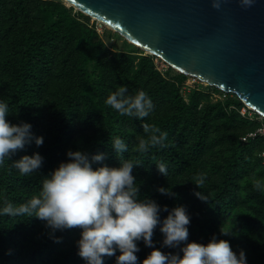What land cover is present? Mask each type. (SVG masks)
Returning a JSON list of instances; mask_svg holds the SVG:
<instances>
[{
    "label": "trees",
    "instance_id": "obj_1",
    "mask_svg": "<svg viewBox=\"0 0 264 264\" xmlns=\"http://www.w3.org/2000/svg\"><path fill=\"white\" fill-rule=\"evenodd\" d=\"M97 25L61 0H0V99L10 106L6 119L14 125L30 124L33 136L44 140L41 147L26 145L6 162L11 165L38 153L44 159L37 173L21 177L14 169L0 167V206L5 201L18 206L37 195L43 177L67 161L69 150L103 153L105 164L118 166L110 142L120 137L129 148L125 158L142 163L133 172L141 195L169 209L186 207L189 243L206 244L215 236L227 240L237 255L243 250L247 264H264L263 142H241L264 119L248 110L252 119L242 117L239 111L246 107L235 95L198 81L183 90L191 78L170 67L161 73L155 63L159 59L103 26L99 34ZM115 36L122 44L113 49ZM121 85L130 95L140 90L148 94L155 106L149 117L121 116L106 105ZM142 124L150 131L145 133ZM154 129L168 133L166 148L140 152L138 142L147 143ZM162 161L168 166L167 177L155 165ZM200 175L206 179L198 189L194 184ZM158 187L172 189L177 198L160 195ZM196 191L204 192L208 203L193 195ZM167 214L162 212L161 220ZM221 228L237 235L225 236ZM48 233L38 219L0 216V264H86L77 255L79 228L57 231L60 243ZM162 239L158 225L156 249L165 254L178 251L161 249ZM138 247L142 264L154 249L142 241ZM120 254L104 257V264H116Z\"/></svg>",
    "mask_w": 264,
    "mask_h": 264
},
{
    "label": "clouds",
    "instance_id": "obj_2",
    "mask_svg": "<svg viewBox=\"0 0 264 264\" xmlns=\"http://www.w3.org/2000/svg\"><path fill=\"white\" fill-rule=\"evenodd\" d=\"M254 0H240L244 9L251 7ZM220 0H213L212 7L219 10ZM107 106L121 116L144 120L154 111V104L148 94L140 90L134 95L129 94L126 85L117 86L105 100ZM10 115V106L0 99V167L16 170L21 177H28L42 167L43 157L34 153L23 156L19 160L9 162L18 151L35 143L41 147L43 137H35L31 125L21 122L11 124L6 118ZM145 133L150 131L148 124H142ZM146 143L138 142L139 151L146 153L149 148H166L168 133L159 129L152 130ZM114 150L118 166L112 167L104 163L106 154H90L85 151L66 153L67 161L59 164L47 177H43L37 195L25 203L15 205L5 201L0 206V216L24 217L45 222L49 237L53 242L60 243L55 236L57 231L63 232L73 228L81 230L80 239L76 242L77 255L86 264H104V257L115 256L116 264H140L137 253L139 242L147 248L154 249L142 264H247L243 250L237 255L227 240H217L213 236L206 244L188 242V226L190 216L184 206L169 209L152 199L142 196L134 169L142 167L139 160L126 159L124 154L129 151L128 145L120 137L110 142ZM94 165H99L94 168ZM156 165L157 171L164 177L168 176L165 162ZM206 177L200 175L194 184L201 189ZM260 190L261 184H256ZM156 191L163 196L176 199V193L169 188L158 187ZM200 201L208 203L207 195L202 191L193 193ZM143 197V198H142ZM168 213L161 220V213ZM159 225L162 234L160 248L178 249L165 254L156 249L153 241L154 230ZM225 236H235L221 228ZM232 233H234L232 231ZM11 254L9 251L6 253Z\"/></svg>",
    "mask_w": 264,
    "mask_h": 264
},
{
    "label": "water",
    "instance_id": "obj_3",
    "mask_svg": "<svg viewBox=\"0 0 264 264\" xmlns=\"http://www.w3.org/2000/svg\"><path fill=\"white\" fill-rule=\"evenodd\" d=\"M175 72L264 119V0H61Z\"/></svg>",
    "mask_w": 264,
    "mask_h": 264
},
{
    "label": "built area",
    "instance_id": "obj_4",
    "mask_svg": "<svg viewBox=\"0 0 264 264\" xmlns=\"http://www.w3.org/2000/svg\"><path fill=\"white\" fill-rule=\"evenodd\" d=\"M98 24V23H97ZM96 31L99 33V34H102V26L100 24H98L96 26ZM156 66H157V69L161 72V73H164L166 71V66L165 64H163L162 62H158L156 61ZM205 86V85H204ZM215 100H217L219 97L218 96H214ZM246 110L250 111L247 107L246 109L245 108H242L239 113L242 117H245V118H248L249 120L252 119V114L250 112H247ZM255 139H261L262 142H263V149L260 153V158L262 160V163L264 165V123L255 131L253 132H250L248 134H246L245 136L241 137V142L242 143H246L248 141H253Z\"/></svg>",
    "mask_w": 264,
    "mask_h": 264
},
{
    "label": "rangeland",
    "instance_id": "obj_5",
    "mask_svg": "<svg viewBox=\"0 0 264 264\" xmlns=\"http://www.w3.org/2000/svg\"><path fill=\"white\" fill-rule=\"evenodd\" d=\"M111 44H112V48L114 49L116 46H120L122 44V41L115 36L114 39L111 41ZM196 85H197L196 80L189 79L188 81H186V84L183 90L193 88Z\"/></svg>",
    "mask_w": 264,
    "mask_h": 264
}]
</instances>
